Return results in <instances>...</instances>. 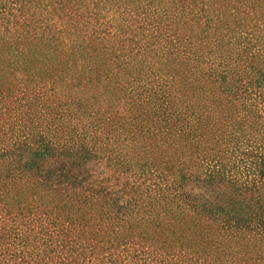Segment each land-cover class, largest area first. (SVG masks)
Listing matches in <instances>:
<instances>
[{
    "label": "rangeland",
    "instance_id": "obj_1",
    "mask_svg": "<svg viewBox=\"0 0 264 264\" xmlns=\"http://www.w3.org/2000/svg\"><path fill=\"white\" fill-rule=\"evenodd\" d=\"M186 109L190 142L171 130ZM50 142L56 164L87 152L88 178L35 188L18 163ZM185 143L208 152L186 155L199 179L221 156L257 179L242 153L264 148V0H0V264H224L241 239L171 201Z\"/></svg>",
    "mask_w": 264,
    "mask_h": 264
},
{
    "label": "trees",
    "instance_id": "obj_2",
    "mask_svg": "<svg viewBox=\"0 0 264 264\" xmlns=\"http://www.w3.org/2000/svg\"><path fill=\"white\" fill-rule=\"evenodd\" d=\"M189 109H186L185 116L182 117L184 123L182 125L174 124L171 128L173 132L177 129L181 133V136H178V138L184 139L185 142H190L191 137L195 136V131L199 130L202 124L198 115L195 114V110ZM168 116H171V113L164 115V117ZM131 120L134 124L137 117L134 116ZM162 121L166 122V119ZM165 127L170 130V124H166ZM167 134H170V132H167ZM79 148L82 147L80 146ZM184 148L188 150V153L184 155L182 162L177 167V177H179L177 182L182 183L183 191L178 188L175 179H173L174 182L170 190L174 193L172 194L171 199L173 200L171 201L174 203L184 201L189 219H205L206 224L202 226V229H218L222 235L231 239H241V243L238 244V248L234 252H231L229 248H222V252L218 253L225 257L223 259L224 264H252V261L248 262L252 260L247 251L248 245L251 244L255 247L259 244V246L263 247L260 249H263L264 253V196L261 192L264 188V148L259 152L242 153L250 158V162L247 163L248 169L253 170L252 173L257 175V179H253L248 184L244 182L238 183L231 179V173H229L231 169L227 168L228 164L224 162L226 157L222 156L216 158L214 164L210 166L211 169H205V172L201 175V179H199L200 175H193V170H190L193 163H190L185 158L186 155H189L190 158L196 155L198 161H204L207 158L208 152L201 153L198 150L200 148L199 144L193 145L192 143L190 145L185 143ZM64 151L56 149L55 145L51 142L42 143L27 151V157L18 164L19 166L21 165L22 170L26 173L34 174L40 180L36 181V185L34 184L35 188L48 187L47 189H54L53 191L56 193L57 189H62L61 183L64 181L72 178L70 183L75 182L80 184V182L88 178V172L84 170V162H88L89 160V157H86L88 153L85 151L68 153V158H70L68 164H56L59 159L55 157L66 156ZM222 154L226 153L222 152ZM20 157L18 161L21 160ZM47 158L53 160L52 164H49V162L46 164ZM66 166H68L67 169ZM71 167H73L72 171H70ZM172 169L173 167L169 168V171ZM65 172H70L71 175L66 176ZM54 177L58 185L52 188V185L46 183L54 180ZM190 177H193V179H189ZM187 180L194 181L203 187L204 191L193 193L185 188L183 182ZM222 183L226 184L224 189H220ZM252 190L253 192H251ZM103 206L111 207L113 203L111 206H108V203L105 202ZM259 258L260 261L257 264H264V254Z\"/></svg>",
    "mask_w": 264,
    "mask_h": 264
}]
</instances>
